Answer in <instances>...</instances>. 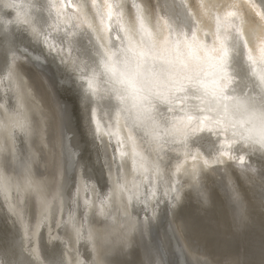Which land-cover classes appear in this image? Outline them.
I'll use <instances>...</instances> for the list:
<instances>
[{
    "label": "snow or ice",
    "instance_id": "obj_1",
    "mask_svg": "<svg viewBox=\"0 0 264 264\" xmlns=\"http://www.w3.org/2000/svg\"><path fill=\"white\" fill-rule=\"evenodd\" d=\"M260 2L264 5V0ZM125 6L126 0H104L103 5L92 0L100 25L97 28L86 4L78 5L79 16L65 20L55 0H28L27 6L16 0L0 3L14 11L7 25L31 31L56 56H61L65 45L86 39L82 50L86 60L82 66L74 62L70 82L81 92V110L91 138L97 140L104 131L116 138L115 151L125 156L119 151L118 134L123 119L145 146L144 153L138 152L129 135L133 140L130 186L121 183L123 166L114 156L116 192L98 194L95 201L71 194L66 198L57 173L45 175L39 170L40 163L47 167L48 155L55 167L56 122L66 110L45 112L41 101L29 114L17 104H0L4 109L0 119V192L13 223L23 227L19 243L31 264H168L162 245L144 242L162 204L173 212L186 199L206 203L210 183L224 192L241 222L248 220L245 188H259L264 203V43L258 47L257 57L235 11L223 16L217 12L215 31L205 32L201 40L197 21L183 0H179V12L168 14L166 21L163 16L155 18V31L166 28L168 33L157 43L146 26V21L152 20V8L132 0L134 23L126 28ZM4 24L0 17V25ZM104 32L108 35H101ZM6 73L22 76L19 65L12 62L6 65ZM30 133L39 138L38 152L28 145ZM213 135L216 139L205 151L202 164L186 166L189 158L198 160L193 149L203 150L201 142ZM21 139L23 149L17 146ZM257 154L258 168L252 163ZM165 169L167 181L150 178V172L157 176ZM124 191L129 193L126 199L119 194ZM53 216L57 231L72 229L77 243L88 245V260L80 258L79 249L71 259L62 252L54 261L38 249L31 237L42 231V226L52 227L46 222ZM32 218H37L35 225L28 223ZM134 250L137 254L142 250V258L138 262L125 259ZM0 264L14 262L3 258ZM199 264L242 262L238 257L217 262L201 254Z\"/></svg>",
    "mask_w": 264,
    "mask_h": 264
},
{
    "label": "bare ground",
    "instance_id": "obj_2",
    "mask_svg": "<svg viewBox=\"0 0 264 264\" xmlns=\"http://www.w3.org/2000/svg\"><path fill=\"white\" fill-rule=\"evenodd\" d=\"M16 2L27 6L28 0H16ZM55 2L64 13L62 19L65 20L73 15L79 16L78 5L86 4V11L94 26L100 27L95 17V9L92 7V0H55ZM136 2L152 8V20L146 21V26L152 30L153 39L158 43L168 33L166 28L160 33L155 31L153 28L155 18L163 16V20L166 21L168 14L179 12V0H136ZM0 3H3V0H0ZM97 3L103 5L104 0H97ZM183 4L197 21V36L201 40L205 39V32L215 31L214 16L217 12L221 16L226 11L237 12L243 22L245 39L249 41L253 54L259 56L257 49L264 43V5L260 0H183ZM212 5L217 7L212 8ZM226 5L231 7H224ZM125 12L124 24L128 28L130 22L134 23L132 0H126ZM13 15V10L0 7V17L5 21L4 25H0V29H3L0 33V104L5 106L17 104L29 114L35 103L41 101L45 112L52 109L59 112L61 107L66 110L63 119L58 116L56 122L55 167L53 157L48 155L47 167L44 163H40L39 170L45 175L54 171L57 173V180L62 181L66 198L71 194L81 200L87 196L95 201L98 194L117 191V172L113 163L115 156L116 161L123 166L121 183L130 186L133 179V140L138 152L144 153L145 146L136 133L125 126L123 119L120 120L118 134L121 140L119 151L126 153L125 156L121 157L119 152L115 151L116 138H110L104 134V131H101L99 138L93 141L81 110V92L74 82H70V74L74 75L72 73L74 62L82 66L86 60L82 50L87 46V40L81 39L79 43L65 45L61 56H56L49 51L42 39H35L31 31L24 32L21 30L22 26L7 25V20ZM36 15L33 10V18ZM101 35L106 36L108 33L104 32ZM136 38L139 39L138 36ZM70 39L74 38L70 37ZM60 47L57 43V48ZM9 62L19 65L22 76L7 75L6 65ZM3 114L4 109L0 108V119H3ZM112 130L116 131V128L113 127ZM129 135L133 140H129ZM204 135L207 137L208 134ZM215 139L213 135L210 139L203 140L201 142L203 150L194 148L193 152L198 155V160L192 161L189 158L186 166L190 167L193 163L202 164L203 159L206 158L205 151L212 147ZM28 145L33 151L38 152L39 138L30 133ZM17 146L21 149L25 147L23 139L17 141ZM252 163L259 167L258 154L252 158ZM74 166L75 170H73ZM149 176L156 180L168 179L166 169L161 170L157 176H153L150 172ZM217 178L218 174L212 179ZM140 179L142 180L143 176H140ZM166 186L165 183L164 187ZM244 192L247 222L237 219L236 212L224 192L214 183H210L209 199L206 203H200L195 198L186 199L173 212H169L166 205L162 204L159 218L152 224L144 242L162 245L164 258L168 264H199L201 254L217 262L227 257H238L242 264H264V203L261 202L259 188L252 190L245 188ZM119 194L125 199L129 195L127 191ZM36 222L37 218L28 221L32 225ZM41 223L44 225L45 222L41 221ZM46 223L51 224L52 227L42 226V231L31 237L45 257L54 261L64 252L67 254L66 258L71 259L79 249L81 259L90 258L88 245L84 241L77 243L74 230L57 231L54 216ZM22 236L23 227L13 223V218L9 215L7 204L4 202V194L0 192V253L6 254L0 259H12L14 264H31L29 254L21 250L19 241ZM141 258L142 250L140 254L134 250L132 255L125 257L127 260L137 262Z\"/></svg>",
    "mask_w": 264,
    "mask_h": 264
}]
</instances>
